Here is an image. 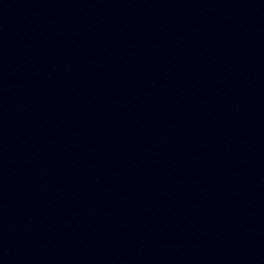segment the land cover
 Instances as JSON below:
<instances>
[{"label": "water", "instance_id": "1", "mask_svg": "<svg viewBox=\"0 0 264 264\" xmlns=\"http://www.w3.org/2000/svg\"><path fill=\"white\" fill-rule=\"evenodd\" d=\"M0 264H264V0H0Z\"/></svg>", "mask_w": 264, "mask_h": 264}]
</instances>
